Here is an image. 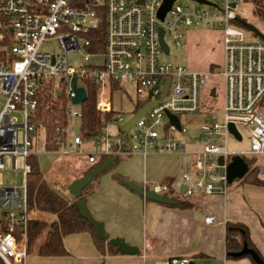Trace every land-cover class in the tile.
Masks as SVG:
<instances>
[{
  "label": "built area",
  "instance_id": "built-area-1",
  "mask_svg": "<svg viewBox=\"0 0 264 264\" xmlns=\"http://www.w3.org/2000/svg\"><path fill=\"white\" fill-rule=\"evenodd\" d=\"M206 1L211 10L198 8L193 12L175 0L161 20L158 11L164 0H0V169L5 167V159L10 158L12 168L18 170L17 158L21 156L25 176L24 184L19 187L0 186V264H27V232L33 218L27 198L26 181L31 171L28 159L39 155L35 146L40 130L31 119L42 87L51 84L53 90L64 92L66 97V124L56 127L54 132L60 148L44 152L86 155L91 164L103 157L133 152L192 156L194 172H184L180 179L171 182H146L141 186L144 192L151 190L165 197L225 193L228 164L232 158H244L245 154L228 150V136H233L229 130L231 123L240 135V139L233 136L235 140H242L238 124L249 135L250 150L246 154L264 156V41L247 40L246 31L231 24L237 19L247 22L249 18L242 0ZM102 23L103 48L90 51L91 41L87 36ZM201 23L217 25L223 34L220 110H214V106L206 109L200 100L201 88L214 71H194L161 59L169 55L166 36L179 46L184 38L181 29ZM160 29L168 51L162 46ZM49 39L57 41V51L41 49ZM80 50L85 52L83 63L74 69L69 58ZM167 79L168 87L163 95ZM85 81L98 84L96 109L103 113L112 109L108 93L112 82L121 86L132 84L134 108L155 101L130 128L131 144L124 132V139L108 134L105 124L91 139L96 149L84 150L81 103L73 100L77 88L86 91ZM215 96L212 91L211 97ZM131 113L133 116L136 112ZM168 114L178 118L179 128ZM193 115L202 119L191 137L198 148L190 150L185 140H179V135H189L188 126L192 123L182 122L181 116ZM127 120L121 112L113 118L122 125ZM100 144L102 147L97 148ZM220 156L222 165L218 163ZM212 220L209 217L206 222ZM190 261L172 258L168 264Z\"/></svg>",
  "mask_w": 264,
  "mask_h": 264
},
{
  "label": "crops",
  "instance_id": "crops-1",
  "mask_svg": "<svg viewBox=\"0 0 264 264\" xmlns=\"http://www.w3.org/2000/svg\"><path fill=\"white\" fill-rule=\"evenodd\" d=\"M223 60L224 51L222 63ZM189 69L202 72L197 68ZM121 88L123 96L133 101L132 84L125 83ZM195 133L185 139L190 150L198 148L191 142ZM84 150L92 149L84 147ZM43 155L51 162L48 165L39 162L46 180L54 190L72 201L74 198L68 192L70 183L86 174L93 164L86 155L66 156L52 152ZM258 158L264 163V156ZM47 172L53 182H49ZM184 172H194L192 156L153 152L125 155L99 177L96 190L84 200L92 217L104 223L109 238L124 239L137 247L140 254L103 256L89 233H73L63 238L65 248L74 256L65 258L68 264H168L172 258H189L196 264H253L248 257L228 256L227 223L245 226L264 259V186L237 179L227 184L225 193L204 195L197 192L189 196L194 206L183 208L147 200L113 178L118 174L143 186L146 182L178 180ZM258 177L264 181V173L259 171ZM209 217L213 218L211 223L206 222Z\"/></svg>",
  "mask_w": 264,
  "mask_h": 264
},
{
  "label": "trees",
  "instance_id": "trees-1",
  "mask_svg": "<svg viewBox=\"0 0 264 264\" xmlns=\"http://www.w3.org/2000/svg\"><path fill=\"white\" fill-rule=\"evenodd\" d=\"M249 1L254 6V16L264 25V0ZM249 24L254 26L252 23ZM103 31L104 28L102 23L98 29L91 31L88 34L87 37L91 41L90 51L97 52L103 48ZM210 70L214 71L213 65H211ZM85 87L87 97L80 105L82 112L81 136L84 141H89L94 138L92 135L95 132L100 133L103 125L112 122L114 115L119 111L114 109H111L110 112L104 113L98 111L96 109L99 90L98 84L92 81H85ZM121 87L122 86L116 82L110 84L108 91L110 100L113 92L119 90ZM37 101V107L34 111L31 122L36 126L37 130H44L43 149L45 151L58 150L60 144L55 141L54 132L56 127H63L66 124L65 94L61 91L58 94L57 90H53L52 85L50 84L48 87H42V89L38 91ZM139 108L140 105H137L135 108L133 106L134 112H137ZM123 157L124 156L116 157L114 163L97 175L82 190L80 198L85 199L88 194L93 193L97 188L99 177L114 167L117 162L123 159ZM107 158L109 157L101 158L99 162L93 164L87 172L96 168ZM253 159L254 158L245 159L248 165V171L240 181L264 186V181L258 177L257 168L251 166ZM28 162L31 165V171L27 175L26 181L29 210L51 215L53 217L50 220L32 218L29 221L27 232L28 253L35 250L36 253L42 257L65 256L68 252L64 246V236L73 233L86 232L91 235L95 247L103 256L122 254L116 249V247L111 246L107 241H103L96 236L93 226L88 220L80 216L74 199L70 201L52 188L41 170L37 156H30ZM113 178L124 185L125 182L128 181L125 177L118 174H115ZM168 197L177 201L175 206L183 208L194 206L192 199H190L189 196L168 195ZM244 243H246L248 248L257 252L262 258L250 239L248 229L241 224L227 223L225 244L228 256H230L229 253L240 251ZM230 257H248L253 264H256L249 255Z\"/></svg>",
  "mask_w": 264,
  "mask_h": 264
},
{
  "label": "rangeland",
  "instance_id": "rangeland-1",
  "mask_svg": "<svg viewBox=\"0 0 264 264\" xmlns=\"http://www.w3.org/2000/svg\"><path fill=\"white\" fill-rule=\"evenodd\" d=\"M243 1V9L249 12V18L247 20L248 23H252L259 31L264 34V25L260 23L259 19L254 16V6L249 0ZM176 4L181 6L189 7L193 12L196 9H201L202 11H209V7L205 4H198L194 0H176ZM232 25L242 27L246 33V39L249 41L257 40L258 37L247 27L241 25L236 21L231 22ZM257 24V25H255ZM182 33L184 35L183 40L179 46L175 45L171 39L167 36L165 37V41L169 47V55H163L161 59L168 63H172L175 65H182L189 68H197L201 69L202 72L208 73L210 69V64L214 66V73L212 75H208L206 79V83L202 86L200 91V100L201 104L204 108L210 109L214 106V110H220L223 102V79L219 75L220 65L223 59V34L222 30L217 25H207L205 23H201L199 26H190L182 28ZM41 49L44 51H57L58 45L55 39H49L44 42L41 46ZM85 55L84 50H80L72 54L69 58V64L74 68L78 69L80 65L83 63V57ZM77 84H79L77 82ZM62 89V88H61ZM214 91L216 93L215 97H211V92ZM122 92V88H120L117 92L114 91L111 95V103L113 109L119 111L123 114L124 118L127 120L131 116V108L133 107V101L129 100L127 97H124ZM202 119V116L193 115V116H181V121L186 122L192 121L191 125L188 126L190 129V134L187 136H180L179 140L187 139L186 137L190 136L191 133L195 132V126ZM121 123L110 122L107 124V133L111 136H119L121 139H124V133L121 131ZM238 129L242 134V140H235L233 136H228L227 147L229 151L235 152H243L245 153L243 156L245 159L254 158L251 162V166L257 168L258 174L264 173V163L261 162V159H257V157L249 156L246 153L250 150V140L249 135L245 128L238 124ZM84 147L87 149H96L94 148L92 141H84ZM44 143V130L40 129L38 131L37 142H36V150L38 155L39 162L41 165L50 164L47 158L43 155ZM102 145H98L97 148H101ZM18 170L12 168L11 159H5V167L0 169V186L1 187H19L24 184L25 176L23 174L24 169V160L21 156L17 158ZM46 169V166L44 167ZM43 168V169H44ZM42 170V169H41ZM49 173L47 172V175ZM51 176V175H50ZM48 175L49 182H53L52 177ZM237 179L234 180V182ZM33 218L50 220L53 217L51 215L39 213L33 211L31 213ZM69 254L65 256L59 257H42L39 256L36 251H32L28 254L27 264H68V259L74 257L70 253L68 249H66Z\"/></svg>",
  "mask_w": 264,
  "mask_h": 264
},
{
  "label": "water",
  "instance_id": "water-1",
  "mask_svg": "<svg viewBox=\"0 0 264 264\" xmlns=\"http://www.w3.org/2000/svg\"><path fill=\"white\" fill-rule=\"evenodd\" d=\"M175 0H164L163 4L161 5L159 11H158V16L161 20L164 19V16L166 12L171 8L173 2ZM199 3L202 4H209L206 0H195ZM238 23L242 24L243 26L247 27L249 30H251L259 39L264 41V34L259 31L257 28L253 27L250 25L248 22L237 19L236 20ZM162 34L163 30L160 29V38L162 42V46L165 51H168L166 45L162 41ZM168 82L169 80L167 79L165 82L164 90H163V95L166 93L167 87H168ZM76 97L74 98L73 102L76 104L83 103L86 100V91L83 87L77 88L76 90ZM59 94V93H58ZM155 101H151L144 105L142 108H140L133 116H131L122 126H121V131L124 132L127 135L129 144H131V136H130V128L132 125L140 118L142 117L146 111L154 105ZM168 117L172 123L175 124L177 128H179V120L176 116L168 114ZM229 130L231 134L237 138L240 139V135L238 131L236 130V127L234 124H229ZM79 129L77 128V132ZM98 133L95 132L92 136H97ZM116 161V157H110L104 160L101 164H99L96 168L90 170L86 174H84L82 177L75 179L72 181L68 187V192L70 195L75 200V205L79 211V214L81 217L85 218L88 220V222L93 226L95 234L98 238H100L103 241H107L111 246L116 247L118 251H120L122 254H128V255H139L140 250L135 247L131 246L130 244L126 243L124 239L115 237V238H109V235L106 233L104 223L102 221H97L95 220L92 215L90 214L85 200L80 198L82 190L101 172H103L108 166H110L112 163ZM218 163L220 165L223 164V157H218ZM248 171V165L245 161V158L241 156H237L232 158L231 162L228 164L227 169H226V177H227V182L231 183L235 179H241ZM219 173L222 175L224 173V168L219 169ZM125 185L130 188L132 191L136 192L140 196H144L145 199L147 200H152L156 201L159 203L167 204V205H175L177 201L170 197H165L161 196L151 190H147L144 192L143 188L133 182L126 181ZM184 190V188H182ZM230 256H243V255H249L252 260L256 264H264V260L259 256L257 252H255L253 249L248 248L246 243L243 244V247L240 251L238 252H233L229 253ZM189 264H196L194 261H190Z\"/></svg>",
  "mask_w": 264,
  "mask_h": 264
}]
</instances>
